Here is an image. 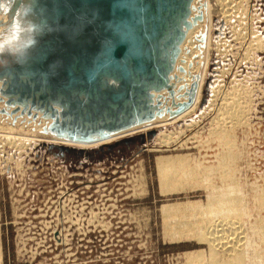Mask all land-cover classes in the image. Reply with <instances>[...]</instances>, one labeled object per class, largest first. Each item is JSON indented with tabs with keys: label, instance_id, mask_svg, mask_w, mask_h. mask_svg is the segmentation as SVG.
<instances>
[{
	"label": "rangeland",
	"instance_id": "rangeland-1",
	"mask_svg": "<svg viewBox=\"0 0 264 264\" xmlns=\"http://www.w3.org/2000/svg\"><path fill=\"white\" fill-rule=\"evenodd\" d=\"M192 1L190 17L197 29L193 26V39L187 41L192 47L186 42L188 35L180 44L171 77L173 83L184 81L175 83L173 92L170 82L168 89L152 93L151 104L160 123L174 122L201 95L195 111L184 120L83 149L44 136L45 127L48 134H57L53 120L31 106H23L30 121L7 124L2 115L6 98H0V124L15 129L14 142L9 141V130L0 132L1 264H190L188 256L201 251L205 260L196 264H212L208 244L170 239L162 207L188 203L207 207L212 188H223L220 159L233 146L239 153L235 175L242 197L239 219L249 239L246 264H259L256 254L262 251L264 264V0L229 1L226 7L238 8L233 12L226 8L228 20L218 0ZM13 3L0 0V12L10 11ZM32 9L33 0H27L9 28L0 32V73L23 65L36 42L38 21ZM192 50L195 54L188 60ZM190 88H195L194 102L190 99V108L178 113L176 106L188 99ZM176 90L183 96L174 101ZM159 95L168 96L156 103ZM228 97L244 107L245 123L234 125L224 116ZM18 98L7 93L6 100ZM164 105L169 108L165 112ZM171 108L173 116L168 113ZM176 156H186L190 167L211 169L210 186L196 181L185 191L161 194L157 159ZM60 201H65L64 209ZM182 215L179 219L184 221L188 214ZM174 227L170 234L178 232Z\"/></svg>",
	"mask_w": 264,
	"mask_h": 264
},
{
	"label": "water",
	"instance_id": "water-1",
	"mask_svg": "<svg viewBox=\"0 0 264 264\" xmlns=\"http://www.w3.org/2000/svg\"><path fill=\"white\" fill-rule=\"evenodd\" d=\"M192 2L33 0L39 33L23 65L0 73L3 92L81 141L154 119L152 92L170 87Z\"/></svg>",
	"mask_w": 264,
	"mask_h": 264
},
{
	"label": "bare ground",
	"instance_id": "bare-ground-1",
	"mask_svg": "<svg viewBox=\"0 0 264 264\" xmlns=\"http://www.w3.org/2000/svg\"><path fill=\"white\" fill-rule=\"evenodd\" d=\"M218 1H219L220 5L222 6L221 9H222L223 15L226 18L228 17L227 18V20H228L229 16H230V14H229L230 12H228V11L231 10L230 8L232 6L230 8H229V6H227L230 9L229 10V9H226L227 8L226 4L227 3L230 4L229 1H231V0H218ZM25 2H27V0H14V3L12 5V8L10 9V11H8L7 13L0 12V32L2 30H5V28H7L14 21V17L17 14V11H18L17 8H18L19 4L21 5ZM237 2L239 3V1H237ZM224 8H225V10H224ZM236 8H238V7H236ZM236 8L233 11H236L237 10ZM232 9H234V8H232ZM226 13H228L229 16H226L225 15ZM189 21H190V26L184 30L185 38L188 35V37H187L188 40L186 39V42L191 41V39H193V31L197 29L196 28L197 26L196 25L194 26V24H196V23L193 24V26L196 29L192 26L191 17H190ZM185 38H184V40H185ZM184 40H183V42H184ZM187 43H188V45H190L191 42L190 43L187 42ZM191 45H192V43H191ZM192 51L193 52L190 55V57H188L189 58L188 60L191 59V57L195 54L194 51H196V50H192ZM174 70H175V66L173 68V71L170 74V82L172 84V92L174 91L175 85L182 80V78H179V79H177L176 82L173 83V78H171V77L173 75ZM182 81H184V79ZM3 84L4 83H2V80H0V94H1L0 98H2V99L6 98L7 99L5 92H3L4 91ZM195 88H190V90L188 89L189 92H186V94H185V95H189L188 99L186 101H184L183 103L177 104L176 109H178L179 106L184 105V110H182V111L177 110L178 113H182V112L186 111L193 104L192 103L190 105H187V102L190 101V99H192V101L194 102V92L193 91ZM152 93H154V92H152ZM176 93H178V94L176 96H174V101H175V99H179L183 96V95H180V93L177 90H176ZM167 96L168 95H159L158 97H156V103H157V101H159V98H161V97L165 98ZM153 97H154V95H153ZM200 98H201V95L197 99L198 102L200 101ZM6 99H3L4 102L2 104L5 105V109L7 107V110L5 111V109H4V113H6V114H2V115L4 116V119L6 120L7 124L9 123L8 121H11V123L12 124L14 123V125H16V123L20 120L22 121L21 123H23L25 121H30L29 119H27V115L25 113H23L24 112L23 105H20L18 103H14V102L10 103V100H6ZM164 101H166V100H164ZM224 101H225L224 106L227 107V108H223L224 116L226 117V119H229L231 121V123L233 122L232 124H234V125L245 123L246 121L245 122L243 121L245 118V117L243 118L244 107L241 105L239 100L237 98H229L228 97V98L224 99ZM169 103L172 104L171 102H169ZM197 103H195V105H193V107L191 108V110L189 112L182 114L174 122L172 121V122L160 123L162 120H160L161 118L158 119V117L156 115L154 117V119H152V120H146L142 123H136L132 126H129V128L114 131L111 134H109L107 137L99 136V137H96L92 140L81 141L78 139L67 138L65 136L58 135V134H54V135L48 134L46 132V127L43 130L44 134L43 133L42 134L44 136H47L50 140H52V141L55 140L56 142L58 141L57 143H60V144L65 145V146L75 145V146H78L79 148H83V149L89 148V147H96V146H100L101 144L105 145V144L113 143L120 138H124V136L129 137L130 135H133V134H136L139 132L145 133L146 131L154 129L152 126H154L155 128H158L160 126H165L166 124H170V125L174 124L176 121H178V119L184 120L185 116L188 117V115L190 116V112L195 111V109L197 107ZM13 106H15V107H13ZM224 106H222V107H224ZM167 108L168 107H166V106L163 108L164 112L166 111ZM168 113H170L169 114L170 116L175 115V113L172 112V108L170 109V112H168ZM163 115H161V116L163 117ZM220 116H222V113ZM43 120L46 121L45 119H42V120L39 119V121H42V122H43ZM48 122H50V121L48 120ZM51 123L52 122H50V124ZM158 123H160V124L157 125ZM40 124H41V122H40ZM155 125H157V126H155ZM5 130L6 131L9 130L7 133L10 135L11 138L8 136H6V137L9 138V141H13V137L15 138V136L12 137V132L15 131V129H13V130L10 128L6 129V128L2 127V125L0 124V132L2 133ZM222 131L225 132V130H222ZM7 133H5V134H7ZM226 133H228V131ZM222 134L224 135L225 133H222ZM1 136L2 135L0 134V137ZM225 136H227V134H225ZM225 136L223 137L224 139H225ZM227 137H229V136H227ZM21 138H22V136H21ZM25 138L26 137H23V140ZM163 138H165V137H163ZM1 139H2V137H1ZM16 139L18 140L20 138H16ZM32 139L35 140V138L31 137V140ZM21 140H19L18 142H20ZM24 141H21V142L24 143ZM222 141L224 142L223 139H222ZM227 141H226V145L230 146V142L229 141L227 142ZM1 142L2 141H0V143ZM13 142L9 143V147L12 144H14ZM29 142H31V141H29ZM4 144H6V143H4ZM17 144L19 145V143H17ZM6 145H8V144H6ZM21 145L23 146L26 144H21ZM21 145L19 147L20 150L23 149L21 147ZM14 147L16 148V146H14ZM37 147H39V146L37 145ZM24 148H27V147H24ZM223 155H224L223 157L221 156L222 159H220V160H222L221 161V164H222L221 168H222L223 172L218 171V173H220V172L222 173V174L221 173L220 174L222 175L221 180L223 183V188L222 189H220V188L216 189L215 187H217V186L212 188V189H214V191L212 190L213 193L211 192V195L208 196L209 200L207 203L208 205H206L207 207H204V206L197 204V203L179 204L177 206L164 205L162 207V215L164 216V221L166 222L165 223V229L167 230L168 236L170 237V239H172V241L174 240L176 242H179V241H181V239H195L199 243L201 242L204 244H208L210 247L209 257H210V259H212V261H211L212 264H246V261L248 260V258H247V247L246 246H249V243H248L249 239H248V234L246 233V229L243 227V225L239 219V217H241V215L243 214V209L241 207L242 197H241L239 182L235 176L236 175V169H237V167H236L237 158L239 156V153L235 151V148L233 146L231 149L228 150V153L223 154ZM10 162H11V160L8 163H10ZM156 166H157V170H158V179H159L161 194L167 195V194H171V193H174L177 191H185L188 189V187L192 188V186H193L192 183L196 182V181H198L197 184H204V186L206 188L208 187V185L210 183H212V182H210L211 180L209 181L210 177L208 176V175H211V173H212L211 171H208L211 169H208V170L204 169L202 171V168H200L199 166L197 167V164L194 165L195 167L194 166L190 167L189 166V160L186 156L161 157V158L157 159ZM214 172H215V169H214ZM216 173H217V171L213 174H216ZM60 203H62L61 207H62V209H64V206L66 204L65 201H60ZM182 213H184V214L187 213L188 219L186 218L183 221V219H181L183 216ZM180 215H182V216L179 219ZM198 215H201V216L199 217ZM196 216H198V217H196ZM191 217L193 219H191ZM206 217H208V220L205 219ZM180 220H182L183 222ZM173 225L176 226V227H174V229H176L178 231V232L176 231L177 232L176 234H172V233L170 234L171 230L173 229ZM263 226H261V229L263 228ZM255 228H259V227L255 226ZM183 229H185V230H183ZM186 229H190L192 233L191 234L189 233L187 235ZM190 230H189V232H190ZM172 231H174V230H172ZM184 231H185V233H184ZM187 233H188V231H187ZM259 234H258V236H259ZM169 237H167V238H169ZM261 238L263 239V237H261ZM261 238L259 240H261ZM263 243H264V240H263ZM262 252H260L259 254L258 253L256 254V258H257V261L259 264L263 263V258L260 255ZM220 256L224 257L227 260L225 262H223L221 260L222 258L220 259ZM1 258H2V254L0 252V264H1ZM225 259H223V260H225ZM188 260H190V262H191L190 264H196V262L200 263L201 261L205 260V253L203 251L198 252V253H193V254L188 256Z\"/></svg>",
	"mask_w": 264,
	"mask_h": 264
},
{
	"label": "built area",
	"instance_id": "built-area-1",
	"mask_svg": "<svg viewBox=\"0 0 264 264\" xmlns=\"http://www.w3.org/2000/svg\"><path fill=\"white\" fill-rule=\"evenodd\" d=\"M93 211V210H92ZM94 212V211H93Z\"/></svg>",
	"mask_w": 264,
	"mask_h": 264
}]
</instances>
